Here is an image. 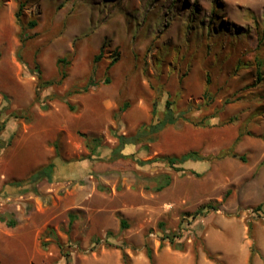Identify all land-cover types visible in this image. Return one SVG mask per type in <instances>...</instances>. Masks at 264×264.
Wrapping results in <instances>:
<instances>
[{"label":"rangeland","instance_id":"374dc122","mask_svg":"<svg viewBox=\"0 0 264 264\" xmlns=\"http://www.w3.org/2000/svg\"><path fill=\"white\" fill-rule=\"evenodd\" d=\"M167 101L190 112L111 161L112 132ZM147 248L152 264H264V0H0V264H150Z\"/></svg>","mask_w":264,"mask_h":264},{"label":"trees","instance_id":"16d2710c","mask_svg":"<svg viewBox=\"0 0 264 264\" xmlns=\"http://www.w3.org/2000/svg\"><path fill=\"white\" fill-rule=\"evenodd\" d=\"M29 27L34 28L36 26V23L34 21L29 22ZM103 58V49L100 50V53L94 58V63H98L101 59ZM118 60V53H116L115 56L110 58V63H109V67H112L113 65H115V63ZM58 63L61 64L62 60H58ZM40 75V74H39ZM66 79V74L62 73L61 78L59 81H57V83H61L63 80ZM208 80H207V85H208ZM109 80L105 79L104 80V84H108ZM52 83L51 82H45L42 81L41 78H38V85H37V91L39 92L40 90H43L44 88L51 86ZM98 83L90 81L81 91L82 92H87L89 87H93V86H97ZM80 93V91H70L66 94L67 97L73 95V94H77ZM37 95V94H36ZM203 99L206 101L207 104H209V102L212 100V96L209 95L208 92H205L203 95ZM173 106V103L171 104L169 101H167L165 103V111L163 113V117L161 119H159L156 123H151L148 126H143L141 129H138L133 136L130 137H126L123 135H118L116 132H112L113 137L116 139L117 141V145L115 148H113L110 151V160L111 161H115V160H126L128 159V155L124 154L123 151L125 150V148L127 146L130 145H137L141 142H143L144 140H149L152 136H156L158 135L160 132H162L166 127L174 125L176 122H178L181 118H184V115L188 112H190L189 110H187L186 112L180 113V114H175L173 109L171 108ZM128 108L127 104H124L122 106V108H120L121 112H124L126 109ZM156 108L155 106L152 107L151 110V116L154 117L156 114ZM81 137L84 139L86 147L88 148L89 152H90V156H96L99 154L100 152V148H101V140L99 138H95V137H88L84 134H80ZM223 157V154L221 153L220 155H218L216 157V159H221ZM161 161L166 162L169 166H174V165H180L183 164L185 162L188 161H201L202 158L199 156V154L197 152L191 151L188 152L180 157H165V158H160ZM149 163V162H145L142 165ZM54 171V165L53 164H49L43 168H41L40 170H38L29 180L30 183H38L39 181L43 180V179H47V180H51L52 174ZM169 184V179H167L165 186H167ZM163 187H158V191L162 190ZM209 209L211 210H215L214 206H209ZM261 209V208H260ZM259 210V209H258ZM8 225V227H14L15 223L13 221L7 222L6 223ZM121 227L122 228H126V225L124 222L121 223ZM158 227L160 228V230H164V225L162 223H160L158 225ZM47 233H50V231H48ZM177 237V236H176ZM162 240H167L168 244L173 247L176 250H181L182 249V245L177 243L175 241V238L172 237V235L167 234L166 236H164V238H162ZM146 255L147 258L150 262V264H152V252L149 248H147L146 250Z\"/></svg>","mask_w":264,"mask_h":264}]
</instances>
